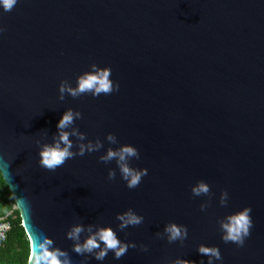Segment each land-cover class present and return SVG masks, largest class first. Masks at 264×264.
<instances>
[{"label": "water", "instance_id": "obj_1", "mask_svg": "<svg viewBox=\"0 0 264 264\" xmlns=\"http://www.w3.org/2000/svg\"><path fill=\"white\" fill-rule=\"evenodd\" d=\"M105 69L110 93H69ZM68 111L72 123L58 130ZM58 131L74 157L49 171L38 154ZM124 147L135 155L120 160ZM121 165L147 174L129 188ZM0 178L28 257L31 238L61 264H264V0L0 7ZM201 184L207 192L194 191ZM245 208L249 235L225 242L223 226ZM127 214L139 223L125 224ZM103 229L129 246L119 259L99 239L84 249Z\"/></svg>", "mask_w": 264, "mask_h": 264}, {"label": "clouds", "instance_id": "obj_2", "mask_svg": "<svg viewBox=\"0 0 264 264\" xmlns=\"http://www.w3.org/2000/svg\"><path fill=\"white\" fill-rule=\"evenodd\" d=\"M16 3L17 0H0V7H2L5 12H8L12 10ZM109 75L110 71L107 69L97 75H87L78 81V87L76 90L68 89V91L73 96L77 95V93H84L86 91H91L94 95H99L100 93L108 94L112 90L111 81L108 79ZM60 91L63 92L64 88H61ZM72 119L73 114L71 111L64 113L56 125L57 129L62 130L67 128L72 123ZM61 145H63V147H61ZM71 148L72 143L69 140V133L64 131H58V139L54 138V141L51 145L45 144L41 147V151L38 154L40 167L49 171H55L58 167L62 166L67 160L72 159L74 157V153L70 151ZM89 150L91 151V146H89ZM78 155H84V146L80 147ZM116 155L117 153L113 151L108 152V158H112ZM133 155H135L134 149L130 147H124L119 153V159L124 160L125 156ZM121 171L128 181L127 186L129 188H132L139 184L141 174H147L146 172L133 173L128 167H125L123 165H121ZM194 191L207 192L208 189L205 185L201 184L199 188L194 189ZM250 211L251 210L249 208H245L242 212L229 218V223L223 226L226 232V235L223 237L225 242L231 241L237 244L238 246L243 244L244 237H247L249 235V228L252 226V221L249 218ZM118 218L122 220L124 219L123 217ZM137 223H139V220L136 216L127 214V220L125 221V224ZM2 227L7 228V225H3ZM167 230L171 233L170 239L172 240L178 238L181 234L179 229H177L175 226H172ZM80 231V228L74 229L73 233L69 234V238H74L79 234ZM97 239H99V241L103 243L106 250H111L115 253L116 259L122 257L129 247L127 245H121V242L116 238L115 233L111 229H103L100 230V232L98 233V237H91L85 242L83 246L84 249L91 251L94 248H99L100 245L97 243ZM29 246V264H41V262H45V264H61V261L57 258V254L55 252L43 250L41 254L38 251V248H45L44 244L38 245L37 243H34L33 240L30 238ZM74 251L79 253L81 251V247L77 246ZM198 253L203 256H212L216 259H220V253L216 248H208L201 246L198 249ZM106 255L107 251L102 250L96 258L103 259ZM177 264H189V261H178Z\"/></svg>", "mask_w": 264, "mask_h": 264}, {"label": "trees", "instance_id": "obj_3", "mask_svg": "<svg viewBox=\"0 0 264 264\" xmlns=\"http://www.w3.org/2000/svg\"><path fill=\"white\" fill-rule=\"evenodd\" d=\"M0 182H2L0 178ZM6 188V187H5ZM9 225L5 242L0 247V264H26L28 259V242L21 227L17 210L4 218Z\"/></svg>", "mask_w": 264, "mask_h": 264}, {"label": "rangeland", "instance_id": "obj_4", "mask_svg": "<svg viewBox=\"0 0 264 264\" xmlns=\"http://www.w3.org/2000/svg\"><path fill=\"white\" fill-rule=\"evenodd\" d=\"M16 210L15 203L5 185L0 182V221Z\"/></svg>", "mask_w": 264, "mask_h": 264}, {"label": "built area", "instance_id": "obj_5", "mask_svg": "<svg viewBox=\"0 0 264 264\" xmlns=\"http://www.w3.org/2000/svg\"><path fill=\"white\" fill-rule=\"evenodd\" d=\"M3 225H7V228H3ZM9 231V225L5 221H0V247H2L3 243L5 242L6 235Z\"/></svg>", "mask_w": 264, "mask_h": 264}]
</instances>
